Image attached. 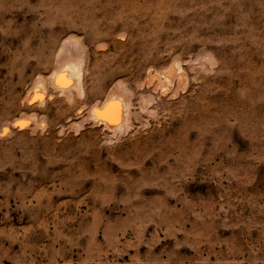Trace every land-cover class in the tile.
Masks as SVG:
<instances>
[{"label": "rangeland", "instance_id": "1", "mask_svg": "<svg viewBox=\"0 0 264 264\" xmlns=\"http://www.w3.org/2000/svg\"><path fill=\"white\" fill-rule=\"evenodd\" d=\"M70 38L79 95L48 82ZM173 59L179 98L143 79ZM122 84L113 133L90 111ZM22 115L0 132V264H264V0H0V129Z\"/></svg>", "mask_w": 264, "mask_h": 264}, {"label": "bare ground", "instance_id": "2", "mask_svg": "<svg viewBox=\"0 0 264 264\" xmlns=\"http://www.w3.org/2000/svg\"><path fill=\"white\" fill-rule=\"evenodd\" d=\"M71 39L72 38H70V40L67 39V41L64 40L63 46L61 45V48L58 51H60V52L63 51L65 54H73L74 59L68 58L67 61L63 62L62 65L61 64H60V66L58 65L55 69L53 67L54 70L52 72L50 71L51 73L50 72L49 73L51 75L50 76L47 75V77L48 76L50 77V78H48V82L50 81V84L52 85V87L55 90L60 91V93H62V94L64 93V95H65V93H71L72 91H76V93L78 92L77 95H79V93L83 94L82 76H83V71H84V66H85V59H84V55L82 54V52L79 51L78 42L74 39L73 40H71ZM101 44L97 48H101ZM96 46H98V44ZM188 59H189V57H188ZM196 59H197V57H196ZM201 61H202V59H201ZM180 62H182V61H180ZM180 62H179V59H178V61L173 59L168 65H166L165 67H162V69L160 71L159 70H155L154 72L149 71L147 73V75L144 76V78H143V79H145L144 83H147L149 86H150V84L155 85V89H157L159 91V93L162 95H166V94L168 95L169 94V97L177 96L178 91L180 89H182V90L187 89L188 83H189V74H188L189 71L187 72L186 69L183 67V64ZM191 62H193V61H191ZM207 62H208V60H207ZM198 64L200 65V63H198ZM191 65H192V63H191ZM36 78L37 79L34 80L32 86L30 88L29 94H27L24 97V100L27 99V100H31V101H38L41 104L44 102L45 95H46V89L48 87L47 88L45 87V83H44V80L42 78H40V77L38 78V76ZM45 81H47V80H45ZM119 84H121V83H119ZM116 86L113 89L110 88L111 90L108 91V93L104 97V100L101 103L95 104L94 106L92 105L93 107L91 108V111H90V116H93V119L95 118L98 123L100 122L101 124H103V126H102L103 129H107V130L109 129L113 133L117 130H120V131L124 130L125 131L128 127H131L132 116H133V114H132L133 111L131 109L132 106L130 105L131 93L127 94L128 91L125 93V91H126L125 88L127 86L124 87L125 85L123 86V84H122V86L118 85L120 88L116 87ZM121 87H123L124 89ZM120 89H123V90H120ZM155 89H153V90H155ZM112 90L114 92H112ZM182 90H180V91H182ZM150 94H152V93H150ZM128 95L130 97H128ZM46 96H48V95H46ZM66 96H67V94H66ZM73 97L75 98V96H73ZM73 97H71V98H73ZM79 97H81V95ZM145 97L144 98L142 97L143 99H141L139 97L141 100L144 101V103L141 105L142 110H143L142 107H144V104L146 103L145 100H149L148 97H150V96L148 95L146 99H145ZM49 98H52V94H49ZM66 99L70 100L69 97H67ZM140 99H138V100H140ZM22 100H23V98H22ZM151 100H149V101H151ZM149 101H147V103H149ZM96 103H98V102H96ZM141 103H142V101H141ZM149 104H151V102ZM149 106L150 105H148V108H149ZM145 108H144V110H145ZM151 108H154V107H151ZM147 110L148 109H146L145 111L148 112ZM149 110H151V109L149 108ZM143 111H141V112H143ZM154 112L150 111L149 113H154ZM146 115H148V114H146ZM33 119L34 118L31 116L22 115L18 118L13 119L10 123H6L4 126H2L0 129V132H2V134L8 133L11 129V126H10L11 124L14 127H20V128H22V127L26 128L27 127L28 128L29 124L34 121ZM142 122H144V121H142ZM40 124H42V123H40ZM142 124L144 125V123H142ZM124 131H123V133H125ZM113 133H112V135H113Z\"/></svg>", "mask_w": 264, "mask_h": 264}]
</instances>
